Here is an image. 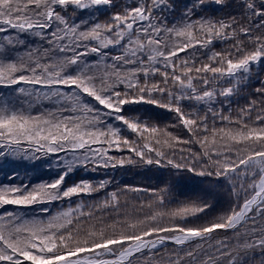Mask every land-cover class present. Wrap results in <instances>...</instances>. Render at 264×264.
<instances>
[{"label":"snow or ice","instance_id":"obj_1","mask_svg":"<svg viewBox=\"0 0 264 264\" xmlns=\"http://www.w3.org/2000/svg\"><path fill=\"white\" fill-rule=\"evenodd\" d=\"M0 264H264V0H0Z\"/></svg>","mask_w":264,"mask_h":264},{"label":"trees","instance_id":"obj_2","mask_svg":"<svg viewBox=\"0 0 264 264\" xmlns=\"http://www.w3.org/2000/svg\"><path fill=\"white\" fill-rule=\"evenodd\" d=\"M126 179L129 180L130 182H139V178L134 177V175H129L128 177H126Z\"/></svg>","mask_w":264,"mask_h":264}]
</instances>
